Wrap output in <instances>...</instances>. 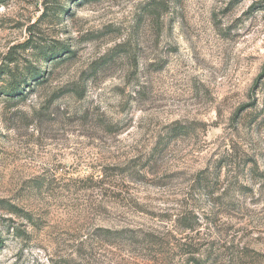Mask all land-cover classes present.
I'll return each instance as SVG.
<instances>
[{"label": "rangeland", "instance_id": "obj_1", "mask_svg": "<svg viewBox=\"0 0 264 264\" xmlns=\"http://www.w3.org/2000/svg\"><path fill=\"white\" fill-rule=\"evenodd\" d=\"M0 264H264V0L0 3Z\"/></svg>", "mask_w": 264, "mask_h": 264}, {"label": "trees", "instance_id": "obj_2", "mask_svg": "<svg viewBox=\"0 0 264 264\" xmlns=\"http://www.w3.org/2000/svg\"><path fill=\"white\" fill-rule=\"evenodd\" d=\"M6 0H0V3H4ZM5 73L11 74L12 72L10 70H7ZM27 77H30L34 80H38L40 78V76L35 73L33 70H28L27 74L24 75H20L18 77H16L14 79L13 82L8 83L4 89L7 90L6 95L8 96H22L24 97L26 94V90L24 89V86L27 82ZM8 209L12 210V211H18L20 213V215H22L23 217L26 218H31V214L27 211H24L22 209L17 208V206H14L13 204H9V206H7ZM184 220H186V216L183 217ZM181 226L185 229H194L196 225L193 224H189L187 222H183L181 224Z\"/></svg>", "mask_w": 264, "mask_h": 264}]
</instances>
